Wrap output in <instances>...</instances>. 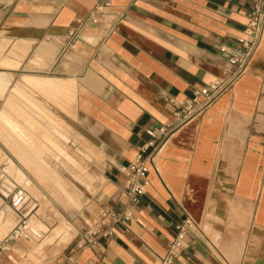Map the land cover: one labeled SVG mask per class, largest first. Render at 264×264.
<instances>
[{
	"label": "crops",
	"instance_id": "1",
	"mask_svg": "<svg viewBox=\"0 0 264 264\" xmlns=\"http://www.w3.org/2000/svg\"><path fill=\"white\" fill-rule=\"evenodd\" d=\"M98 3L0 0V71L11 79L5 104L29 87L67 91L79 118L74 124L98 157L97 176L89 178L95 191L73 244L104 207L127 201L126 168L147 129L173 119L171 100L224 77L220 46H234L244 34L251 6L111 0L101 21H87L68 46L71 26ZM158 165L159 173L147 170L150 184L134 218L117 223L97 247L75 253L71 264H159L175 224L188 214L200 228L189 231L175 264H264V37L233 86L171 136ZM8 257L17 260L14 252Z\"/></svg>",
	"mask_w": 264,
	"mask_h": 264
},
{
	"label": "rangeland",
	"instance_id": "2",
	"mask_svg": "<svg viewBox=\"0 0 264 264\" xmlns=\"http://www.w3.org/2000/svg\"><path fill=\"white\" fill-rule=\"evenodd\" d=\"M29 88L33 91L21 89L7 104L0 98V163L6 162L0 184L11 181L29 196L20 212L11 197H3L0 191L4 198L0 241L24 215L29 228L27 235L7 242L0 264L63 261L86 222L82 207L88 194L95 191L90 174L95 177L98 173V157L91 153L80 124H74L73 119L79 118L73 98L67 91H54L47 85L44 90ZM9 252H14L16 261L4 259L9 258Z\"/></svg>",
	"mask_w": 264,
	"mask_h": 264
},
{
	"label": "built area",
	"instance_id": "3",
	"mask_svg": "<svg viewBox=\"0 0 264 264\" xmlns=\"http://www.w3.org/2000/svg\"><path fill=\"white\" fill-rule=\"evenodd\" d=\"M98 5L89 16L80 17L76 24L71 26L68 33L67 45L74 47L79 33L87 21L98 23L105 13L104 8L109 6L111 0H98ZM264 37V0H251V6L247 14V22L244 28V34L238 36L236 44L229 46L221 45L220 49L226 57L224 64V77L215 80L201 89H197L192 97L184 100L173 99V119L158 127L147 129L149 138L139 147L138 154L127 166V178L125 180L124 192L127 195V201L120 208L113 206L104 207L101 216L87 229H85L76 242L73 251L68 256L56 264H71L75 253L85 248H95L103 238H109L114 233V227L117 223L128 221L134 218L133 208L138 204L142 195L147 192L150 179L147 175L149 166L157 171L159 170L158 158L166 143L171 136L187 122L191 121L210 105L218 97L227 91L238 78L243 75L253 56L257 52ZM1 174L6 172V162L0 163ZM2 177V175H1ZM3 180V179H2ZM3 187L7 193L1 190ZM2 195L11 197L14 207L22 212L28 203L29 196L25 192L17 190L14 185L12 189L0 184ZM21 217L18 224L0 241V255L7 249V242L22 234H28V222ZM199 223L191 216L187 215L183 220L175 224L176 233L169 242V247L165 255L160 259L159 264H175L184 250L185 239L192 230H198Z\"/></svg>",
	"mask_w": 264,
	"mask_h": 264
},
{
	"label": "bare ground",
	"instance_id": "4",
	"mask_svg": "<svg viewBox=\"0 0 264 264\" xmlns=\"http://www.w3.org/2000/svg\"><path fill=\"white\" fill-rule=\"evenodd\" d=\"M11 79H10V76L4 72H1L0 71V98H4L9 90V88L11 87ZM4 186L8 187L9 189H12V185L9 184V183H4ZM3 190V192L7 193V190L6 189H1ZM0 203H1V200H0ZM1 206V205H0Z\"/></svg>",
	"mask_w": 264,
	"mask_h": 264
},
{
	"label": "water",
	"instance_id": "5",
	"mask_svg": "<svg viewBox=\"0 0 264 264\" xmlns=\"http://www.w3.org/2000/svg\"><path fill=\"white\" fill-rule=\"evenodd\" d=\"M3 197H4V196H3ZM0 200H1L0 205H2V203L4 202V198H2V197L0 196Z\"/></svg>",
	"mask_w": 264,
	"mask_h": 264
}]
</instances>
